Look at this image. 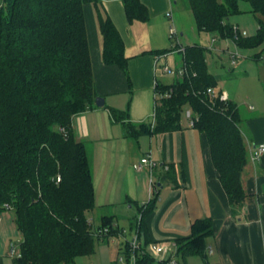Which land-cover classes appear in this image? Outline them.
Instances as JSON below:
<instances>
[{
  "label": "trees",
  "instance_id": "trees-1",
  "mask_svg": "<svg viewBox=\"0 0 264 264\" xmlns=\"http://www.w3.org/2000/svg\"><path fill=\"white\" fill-rule=\"evenodd\" d=\"M121 1L130 23L149 21L141 0ZM187 2L198 30L224 39L234 40L228 20L244 12L242 2L249 12L264 17V0ZM86 5L96 13L103 62L121 68L130 83L124 40L101 0H0V211H14L23 238L14 264H76L79 257L96 252V240L123 232L111 216H103L96 230L87 217L95 208V188L86 146L77 139L73 124L77 115L96 106L99 97ZM258 23L254 35L235 40L237 47L264 44V19ZM183 56L187 75L157 86L154 129L151 124L137 128L129 122L127 110L110 108L111 116L124 125L128 136L137 137L181 129L187 109L193 127L207 138L231 207H241L248 196L242 174L249 157L238 107L207 93L217 81L208 69L204 47L187 46ZM157 198L154 195L139 210L135 227L141 249L134 264H170V259L158 260L147 251L152 244L148 218ZM213 234V218L193 222L190 236L176 241V264H187L191 256L205 257L206 238ZM123 254L129 263L133 253L127 243Z\"/></svg>",
  "mask_w": 264,
  "mask_h": 264
},
{
  "label": "crops",
  "instance_id": "crops-1",
  "mask_svg": "<svg viewBox=\"0 0 264 264\" xmlns=\"http://www.w3.org/2000/svg\"><path fill=\"white\" fill-rule=\"evenodd\" d=\"M101 1L124 40L131 82L117 65L103 62L96 13L92 5H86L85 17L88 12L93 22L89 34L86 17L95 88L105 103L77 115L73 124L77 139L87 149L95 207L107 209L104 216L110 215L115 227L127 231V237L114 236L107 239V243L118 240L117 257L122 255L128 234L132 238L138 232L135 224L140 208L157 195L148 228L152 244L167 247V252L157 259L176 261V241L190 236L193 222L211 217L214 234L206 238V256H191L187 264H264V154L256 162L251 159L254 149L264 145V89L261 86V91L259 85L264 86V53H249L250 49L246 52L237 47L234 40L216 34L199 31L192 36V26L182 22L185 16L190 18V13L184 2L178 6L180 0H141L148 8L149 21L132 23L121 0ZM248 10L243 9V13L250 14ZM169 12L171 16L167 15ZM228 21L241 31H255L252 35L259 29V23L248 17ZM173 23L178 25L181 47H172L174 41L169 30ZM194 45L205 48L208 69L217 81L214 89L226 101L237 105L245 126L249 158L242 182L248 196L241 207H231L207 138L193 127L190 118L182 120L179 130L134 137L126 134L124 125L115 121L109 110H127L129 122L137 128L151 124L154 129L157 86L171 85L165 83L169 77L164 67L181 68L183 49ZM171 49L167 54H160ZM233 54H237L235 59ZM252 60L263 63V67L257 74V83L253 82L251 88L247 86L250 93L243 96L237 85L249 79L248 71L255 68ZM145 156L158 163L152 173L148 166L138 170L134 167ZM134 206L136 214H133ZM8 209L0 211V264H14L7 254V244L17 236L18 229L15 215L10 212L12 209ZM197 257L200 262L196 261Z\"/></svg>",
  "mask_w": 264,
  "mask_h": 264
},
{
  "label": "rangeland",
  "instance_id": "rangeland-1",
  "mask_svg": "<svg viewBox=\"0 0 264 264\" xmlns=\"http://www.w3.org/2000/svg\"><path fill=\"white\" fill-rule=\"evenodd\" d=\"M183 2L186 5L185 6L186 10L188 11V13H190V16H189L190 18L185 16L182 22L185 25L192 26L193 31L191 32V35L192 36H196V35H198L199 30L197 29L196 22H195V19H194V16H193V12L189 8L187 0L178 1V6H182ZM248 8H249V5L247 3H245V2L241 3V9H248ZM86 17H87L88 31L90 32L89 34H91V28H92V23H93L92 22V18H90L91 16L89 15L88 12H87V16ZM94 17H93V21H96V18H94ZM238 17H248L250 19H253L254 22H258L259 18L264 19V17H262L261 15L255 16L253 13H250V14L249 13H247V14L243 13V14H239V16L235 15V16L230 17V19L233 21V19H237ZM175 25H176V28H177L178 32H180L179 29H178L177 23H175ZM254 32H252V33H254ZM247 33L252 35L250 30ZM209 35H211V33H209ZM174 44H176L175 40H174ZM242 50L246 51V49H242ZM248 52L249 53H254V52L264 53V44L259 46V47H257V48L250 49V51H248ZM252 63L255 65V68L254 69H250L248 71L249 72V76H248L249 79L241 80V82H243V84L240 85L238 83V85H237L238 88L240 86L241 89L239 90V93H241L243 96L245 94H247V93L248 94L250 93V92H248L249 90H246L247 86H248V88H251L253 82L257 83V80H256L257 74L259 72V69L261 67H263V63H261V62L252 60ZM238 69L239 68H237L236 70H238ZM172 70H176V69L173 68ZM165 75H166V77H169L165 81L166 84H174L177 81L182 80V76L178 75V74L167 73ZM259 85H260V89L262 91L264 89V86L261 85V84H259ZM261 86L263 87V89L261 88ZM187 113H188V110L185 109L184 114H183V120H185V121H186V119H189L188 117H186ZM242 128H245L243 123H242ZM103 209H101V208L96 206L93 210L87 212V217L89 218L90 222L92 223L93 230H96L100 226L102 216H104V215H106L108 213L107 209H105V208H103ZM7 210L9 211V209H7ZM134 210L135 211H133V214H136L137 213V208L135 206H134ZM10 212L14 213L13 210H10ZM5 224H7V222ZM6 228L7 227H5L3 230H6ZM0 233H2V229L1 228H0ZM16 233H17V236L14 235V237H12V239L8 242V244H7V241L4 242V243L7 244V254H8V256H10V259H12V260H14V257H17L19 255V253H20V243H21V241L23 239L22 235L19 232V230H16ZM130 237L131 236L128 234V239H130ZM114 240H115V238H114ZM112 241L113 240H111L110 244H108L106 240H102V241L101 240H96V252L93 255L79 257L77 259V261H76V264H113L115 261H118L117 260V258H118L117 255L118 254H117L116 251H117L119 243H118V240L117 241L115 240L114 243ZM13 250H14V253H13ZM199 259L200 258L197 257L196 261L200 262ZM181 264H183V261H182Z\"/></svg>",
  "mask_w": 264,
  "mask_h": 264
},
{
  "label": "built area",
  "instance_id": "built-area-1",
  "mask_svg": "<svg viewBox=\"0 0 264 264\" xmlns=\"http://www.w3.org/2000/svg\"><path fill=\"white\" fill-rule=\"evenodd\" d=\"M168 16H171V13L169 12L167 14ZM234 31H235V35L233 37L234 41L235 40H238L239 37L241 36H244V37H247L248 36V33L246 31H241L239 28L237 27H234ZM169 35H170V38L174 41L175 40V43H173V48L175 47H178L180 46L181 47V42H180V35H179V32L177 30V28L175 27L174 23L170 26V30H169ZM184 51V49H183ZM237 56V54H233L232 57L233 59H235ZM164 72L165 73H170V74H178V75H181L182 77L184 75H187L188 73V68L186 67V65L184 64L181 68L177 69V70H172L170 67L166 66L164 67ZM207 93L209 95H211L212 97H217L220 95V99L221 100H226L222 94H219L218 92H216V90L214 88H209L207 90ZM190 115V113H189ZM264 154V145H259L258 147H256L251 155V159L253 162H256L259 160V158ZM143 166H148L151 170V173L152 171L154 170V168H156L158 166V163L156 161H154L150 156H145L141 159L140 162H138L137 164L134 165L135 169H141ZM61 180V177L58 176L57 178V181L59 182ZM108 231V229H105L104 233H106ZM101 234V233H100ZM127 231L126 230H123L121 236L123 237H127ZM126 243L129 245L131 251H132V256H131V260L130 262L128 263L127 260H126V257L124 256V254L120 255L118 257V263L119 264H134L135 261H136V255L135 253L137 251H139L141 249V242L139 240V235H138V232H136L135 235L132 236V238L130 239H126L125 240ZM147 251L151 253L152 256H154L156 259L157 257L165 254L167 252V247H165L164 245H157V244H150L148 247H147ZM13 253H14V250H13ZM158 260H164V258H159ZM170 264H176V261L175 260H171L170 261Z\"/></svg>",
  "mask_w": 264,
  "mask_h": 264
},
{
  "label": "water",
  "instance_id": "water-1",
  "mask_svg": "<svg viewBox=\"0 0 264 264\" xmlns=\"http://www.w3.org/2000/svg\"><path fill=\"white\" fill-rule=\"evenodd\" d=\"M104 103H105V101H104V98H103V97H98V98L96 99V105H97V106L101 107V106L104 105Z\"/></svg>",
  "mask_w": 264,
  "mask_h": 264
}]
</instances>
